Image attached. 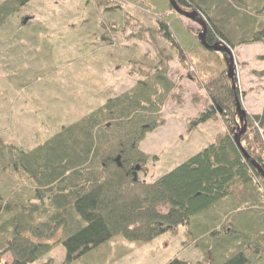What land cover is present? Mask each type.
Here are the masks:
<instances>
[{"label": "trees", "instance_id": "16d2710c", "mask_svg": "<svg viewBox=\"0 0 264 264\" xmlns=\"http://www.w3.org/2000/svg\"><path fill=\"white\" fill-rule=\"evenodd\" d=\"M33 1L0 3V31ZM72 1L79 2L75 4L79 13L87 14L83 20L93 25L96 42L91 55L111 48L109 36L125 35L140 19L153 20L155 28H142L141 22V29L131 34H151L153 54H145L149 57L145 61L141 55L126 68L129 75H138L129 90L62 126L33 148L0 136V251L12 254L13 264H37L60 246L65 251L64 264H80L113 241L146 244L184 227L191 236L190 246L208 264H264V178L236 143L242 125L236 108V97L240 98L236 79L235 89L228 73L225 79L199 80L193 55L175 37L164 36L161 24L170 27L169 16L177 14L169 0ZM176 2L205 20L210 45L222 44L233 52L244 45L264 44V0ZM67 11L73 14L69 7ZM29 15L18 18V24H31L34 15ZM158 39L166 46L161 47ZM210 52L228 66L225 53ZM175 59L209 96L210 108L194 123L218 115L226 132L171 172L147 183L138 178L147 161L139 145L160 126L162 111L178 90L179 84L169 74V63ZM244 121L248 127L241 145L264 170V109ZM119 249V254L127 253L125 247ZM168 264L205 263L176 258Z\"/></svg>", "mask_w": 264, "mask_h": 264}, {"label": "rangeland", "instance_id": "374dc122", "mask_svg": "<svg viewBox=\"0 0 264 264\" xmlns=\"http://www.w3.org/2000/svg\"><path fill=\"white\" fill-rule=\"evenodd\" d=\"M31 3L28 7L35 10L25 7L18 16L33 14L31 24H18L19 19L14 17L0 31V136L9 143L29 148L46 141L62 126L91 113L109 98L129 90L138 75H129L126 68L139 61L141 55L153 54L151 34L137 37L131 33L148 25L155 28L153 20L140 19L138 25L129 27L130 33L111 34L108 39L114 44L111 48L91 55L96 36L91 34L93 25L83 20L87 15L85 11L79 13L80 7L75 6L78 1L75 4L72 0H34ZM151 4L152 10L156 9ZM68 7L73 14L68 13ZM172 14L169 16L171 34L182 49L193 55V69L199 80L225 79L227 64L201 47L193 34L199 35L200 27ZM106 20L109 22L112 18ZM141 22L144 25L140 27ZM158 43L161 47L165 45L162 39ZM131 48H136L137 53ZM233 56L240 107L246 114L245 119L252 118L264 109V44L241 46L233 50ZM169 68L170 78L179 84L178 90L165 105L160 126L148 133L139 145L147 161L138 178L147 183L171 172L226 132L218 115L213 120L194 123L210 108L209 96L177 59L169 63ZM148 70L144 68L145 72ZM244 125L240 124V131ZM254 129L252 126L251 130ZM190 245L191 236L180 227L146 244L113 241L111 246L80 264H168L176 258L191 263L203 260L208 264ZM120 247H125L123 251L127 253L119 254ZM64 260L65 251L56 246L37 264H64ZM13 261L10 252L0 251V264H13Z\"/></svg>", "mask_w": 264, "mask_h": 264}, {"label": "water", "instance_id": "95a60500", "mask_svg": "<svg viewBox=\"0 0 264 264\" xmlns=\"http://www.w3.org/2000/svg\"><path fill=\"white\" fill-rule=\"evenodd\" d=\"M172 8L174 9V11L179 14L182 17H185L186 19L196 23L199 27H200V33L198 35V40L200 41L201 45L206 48L207 50H212L215 52H223L228 56V77L229 79L232 81L233 84V88H236V84H235V71H234V56H233V52L226 46L222 45V44H215V45H210L208 44L207 40H206V35H207V25L206 22L203 18L199 17L198 13L196 12H192V11H185L183 9H181L176 0H169ZM161 26L164 29V35L167 39H171L172 38V34L170 31V27L169 25L162 23ZM236 108H237V112L239 114V118H240V122L244 123L245 121V117L246 114L241 110L240 107V101L239 98L236 97ZM246 123L243 127V129L239 132L238 135H236V143L239 146V148L242 150L245 158L251 162V164L256 167L260 174L263 176L264 178V170L262 169V167H260L258 165V163L252 159V157H250V155L245 151V149L242 147L241 145V137L242 135L246 132ZM140 170V167H137V171Z\"/></svg>", "mask_w": 264, "mask_h": 264}, {"label": "flooded vegetation", "instance_id": "af4514ba", "mask_svg": "<svg viewBox=\"0 0 264 264\" xmlns=\"http://www.w3.org/2000/svg\"><path fill=\"white\" fill-rule=\"evenodd\" d=\"M165 36V35H164ZM196 37H197V39H198V35L196 34ZM169 40H171V39H169Z\"/></svg>", "mask_w": 264, "mask_h": 264}]
</instances>
